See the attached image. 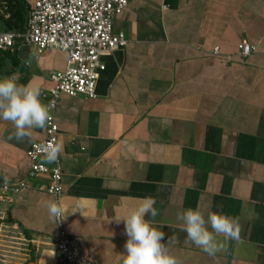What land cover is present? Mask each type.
<instances>
[{
    "label": "crops",
    "instance_id": "crops-1",
    "mask_svg": "<svg viewBox=\"0 0 264 264\" xmlns=\"http://www.w3.org/2000/svg\"><path fill=\"white\" fill-rule=\"evenodd\" d=\"M7 2L0 32L16 30ZM114 30L128 42L102 57L97 95H62L55 110L66 231L96 264H121L127 236L116 219L151 196L154 226L165 243L175 238L178 264H264V0H129ZM242 41L256 47L247 57ZM67 59L54 47L17 43L0 52V77L19 72L21 83L47 90ZM13 133L0 119V181L28 187L0 198L3 262L60 264L48 178L28 174L27 151L46 126L31 141ZM189 207L236 218L239 242L214 256L196 247L176 218Z\"/></svg>",
    "mask_w": 264,
    "mask_h": 264
},
{
    "label": "built area",
    "instance_id": "built-area-1",
    "mask_svg": "<svg viewBox=\"0 0 264 264\" xmlns=\"http://www.w3.org/2000/svg\"><path fill=\"white\" fill-rule=\"evenodd\" d=\"M29 6L27 24L23 30L0 32V52L19 44L31 45L39 52L54 47L67 53L65 69L52 70V86L42 90L51 109L52 119L46 125V136L34 142L27 155L31 161L29 177L47 176V192L60 205L63 194L61 153L55 163H46L43 148L58 143L59 125L55 110L62 95L95 97L100 72L106 68L102 57L124 47L128 40L124 31L114 30V19L129 0H25ZM4 12L0 6V13ZM240 54L249 56L256 47L247 41L239 43ZM218 49H215L217 52ZM28 187V182L0 181V198L10 199ZM63 218V217H62ZM57 250L60 264H96L81 253L80 242L58 221Z\"/></svg>",
    "mask_w": 264,
    "mask_h": 264
},
{
    "label": "clouds",
    "instance_id": "clouds-1",
    "mask_svg": "<svg viewBox=\"0 0 264 264\" xmlns=\"http://www.w3.org/2000/svg\"><path fill=\"white\" fill-rule=\"evenodd\" d=\"M35 55V52L31 53L24 64H30ZM20 80L19 72L0 77V119L11 122L15 139L23 141L27 138L31 141L34 130L44 128L52 119L54 103L45 104L42 101L40 86H34L31 81L21 83ZM61 151V144H48L43 148L44 161L55 163ZM4 179L7 183L8 178ZM155 204L156 200L147 196L138 206L116 219L117 223H124V234L127 236L125 252L120 253L121 264H178L177 258L170 254V245L175 238L171 237L165 243V233L154 226L159 214ZM46 207L50 218L56 221L65 218V210L56 200L47 201ZM149 216L151 219L146 218ZM176 218L181 222L179 227L187 234V240L211 256L226 251L228 241L240 240L238 220L220 212L208 211L205 217L199 207H189L177 212ZM218 236H222L223 241H219Z\"/></svg>",
    "mask_w": 264,
    "mask_h": 264
},
{
    "label": "trees",
    "instance_id": "trees-1",
    "mask_svg": "<svg viewBox=\"0 0 264 264\" xmlns=\"http://www.w3.org/2000/svg\"><path fill=\"white\" fill-rule=\"evenodd\" d=\"M10 16L6 18L10 29L23 30L27 24L28 4L25 0H7ZM13 49V48H12Z\"/></svg>",
    "mask_w": 264,
    "mask_h": 264
},
{
    "label": "rangeland",
    "instance_id": "rangeland-1",
    "mask_svg": "<svg viewBox=\"0 0 264 264\" xmlns=\"http://www.w3.org/2000/svg\"><path fill=\"white\" fill-rule=\"evenodd\" d=\"M0 249H1V247H0ZM0 264H5V263L3 262V258H2V254H1V252H0Z\"/></svg>",
    "mask_w": 264,
    "mask_h": 264
}]
</instances>
